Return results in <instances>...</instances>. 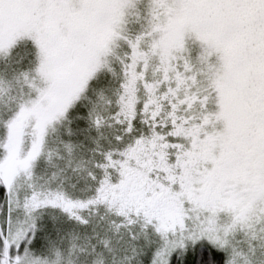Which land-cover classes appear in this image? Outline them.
I'll return each instance as SVG.
<instances>
[{"label":"snow or ice","instance_id":"snow-or-ice-1","mask_svg":"<svg viewBox=\"0 0 264 264\" xmlns=\"http://www.w3.org/2000/svg\"><path fill=\"white\" fill-rule=\"evenodd\" d=\"M0 264H264V0H0Z\"/></svg>","mask_w":264,"mask_h":264}]
</instances>
